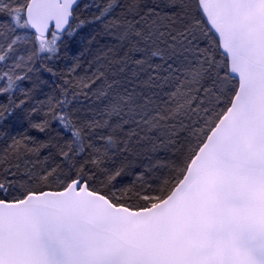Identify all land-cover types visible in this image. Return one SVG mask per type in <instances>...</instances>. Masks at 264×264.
I'll list each match as a JSON object with an SVG mask.
<instances>
[{"label":"snow or ice","instance_id":"snow-or-ice-1","mask_svg":"<svg viewBox=\"0 0 264 264\" xmlns=\"http://www.w3.org/2000/svg\"><path fill=\"white\" fill-rule=\"evenodd\" d=\"M0 264H264V0H0Z\"/></svg>","mask_w":264,"mask_h":264}]
</instances>
